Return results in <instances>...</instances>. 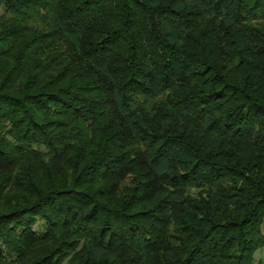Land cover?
I'll return each instance as SVG.
<instances>
[{
    "label": "trees",
    "instance_id": "obj_1",
    "mask_svg": "<svg viewBox=\"0 0 264 264\" xmlns=\"http://www.w3.org/2000/svg\"><path fill=\"white\" fill-rule=\"evenodd\" d=\"M263 226L264 0H0V264H264Z\"/></svg>",
    "mask_w": 264,
    "mask_h": 264
},
{
    "label": "rangeland",
    "instance_id": "obj_2",
    "mask_svg": "<svg viewBox=\"0 0 264 264\" xmlns=\"http://www.w3.org/2000/svg\"><path fill=\"white\" fill-rule=\"evenodd\" d=\"M41 224H42L41 222L39 224H37L36 227H35V229H38L39 230ZM263 232H264V226H263ZM255 257H256V261L257 262L260 261V260H264V248L261 249V250H259L256 253Z\"/></svg>",
    "mask_w": 264,
    "mask_h": 264
}]
</instances>
